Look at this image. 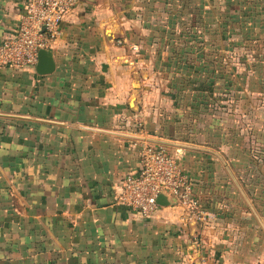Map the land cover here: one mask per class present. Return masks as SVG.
I'll list each match as a JSON object with an SVG mask.
<instances>
[{
    "label": "crops",
    "instance_id": "0c3cea01",
    "mask_svg": "<svg viewBox=\"0 0 264 264\" xmlns=\"http://www.w3.org/2000/svg\"><path fill=\"white\" fill-rule=\"evenodd\" d=\"M24 2L0 0V41ZM47 49L48 73L0 68V264H247L219 229L255 208L258 241L264 205L216 168L215 117L234 99L264 143V0H80ZM142 142L180 156L206 220L117 202Z\"/></svg>",
    "mask_w": 264,
    "mask_h": 264
},
{
    "label": "built area",
    "instance_id": "2783aa9c",
    "mask_svg": "<svg viewBox=\"0 0 264 264\" xmlns=\"http://www.w3.org/2000/svg\"><path fill=\"white\" fill-rule=\"evenodd\" d=\"M79 1L25 0L15 33L0 41V68H34L39 50L48 48L51 41L61 36L64 16ZM138 127L142 129V124ZM160 196H167L180 206L189 222H201L207 215L180 164V156L163 146L142 142L139 168L123 178L116 200L141 217L150 218L160 207Z\"/></svg>",
    "mask_w": 264,
    "mask_h": 264
},
{
    "label": "rangeland",
    "instance_id": "374dc122",
    "mask_svg": "<svg viewBox=\"0 0 264 264\" xmlns=\"http://www.w3.org/2000/svg\"><path fill=\"white\" fill-rule=\"evenodd\" d=\"M238 104L239 102L231 99L230 112L232 113H230L229 118L224 120L226 123H229L228 126L223 127V118L219 119L217 116L215 117V120H219V123L218 121L215 122V125H218L219 130L216 131L218 145L214 148V151L226 155L225 161H216V168L219 170H227L226 172L230 175V181L235 186H239L244 182L248 185H258L257 192H247L246 197L252 202V204H254L256 200H261L264 205V143L255 144L253 134L255 128H252L254 113H248L247 117H239L238 107H236V112L234 107ZM261 107L262 113H257V115L261 116L263 120L260 124L257 116V127L262 128L264 131V99L261 102ZM244 127H246V129H244ZM249 127L252 130H250ZM242 133L245 134L243 135L245 136L243 139L239 137ZM221 140L223 141V144H220ZM244 154L248 155L245 159L241 157ZM256 154H259V157L262 156L260 157V160L253 159V155ZM188 177L191 179L190 175ZM255 211V208H247L245 212H243L244 215H242L239 214L238 210H234V212L226 216V219H233L238 222L239 219H241L242 221L246 220L247 223L251 221V223L239 226V224H230V222L228 225H225V227L219 229L220 234L226 237L224 238V242H221L222 246L225 244L226 248L237 255V257H232L234 260H238L240 255L242 260H246L247 264H252L251 262H254L256 258L258 260H263L264 262V208L262 210H257V213H262L261 226H257L258 241L255 240L254 232ZM207 216L208 212L206 217ZM206 217L202 221L206 220Z\"/></svg>",
    "mask_w": 264,
    "mask_h": 264
},
{
    "label": "water",
    "instance_id": "95a60500",
    "mask_svg": "<svg viewBox=\"0 0 264 264\" xmlns=\"http://www.w3.org/2000/svg\"><path fill=\"white\" fill-rule=\"evenodd\" d=\"M50 56L49 49H40L38 52V60L35 65V69L38 73H48L53 69V62ZM158 203L160 205L170 204L171 201L167 196H160L158 198Z\"/></svg>",
    "mask_w": 264,
    "mask_h": 264
}]
</instances>
